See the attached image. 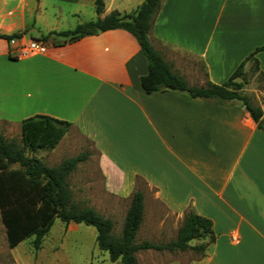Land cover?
Masks as SVG:
<instances>
[{
	"label": "crops",
	"instance_id": "1",
	"mask_svg": "<svg viewBox=\"0 0 264 264\" xmlns=\"http://www.w3.org/2000/svg\"><path fill=\"white\" fill-rule=\"evenodd\" d=\"M95 1L0 0V34L19 35L0 38V134L20 138L22 122L36 116L68 122L71 131L92 143L105 195L117 200L105 204L106 210L90 207L113 222L116 236L139 190L144 214L138 244L175 240L193 211L212 222L216 240L203 260L187 264H208L213 257L215 264H264V129L246 106L220 105L180 91L146 94L141 86L148 74L146 58L123 30L61 46L49 40L46 55L11 57L12 41L24 44L95 21ZM146 1L103 0L101 17L136 15ZM85 8L93 11L89 21ZM151 41L189 86L224 84L257 49V73L264 79V0H161ZM172 51L199 62L204 76L185 69ZM252 69L254 62L246 61L245 74ZM249 101L264 109V96ZM69 134L55 149L34 156L47 164L50 153L58 165L70 148H78L66 145ZM81 225L64 224V235L78 234ZM233 235L237 243L230 240ZM96 237L84 264H121L98 248ZM43 244L27 263L12 259L15 264H57L59 248ZM154 252H138V264Z\"/></svg>",
	"mask_w": 264,
	"mask_h": 264
},
{
	"label": "trees",
	"instance_id": "2",
	"mask_svg": "<svg viewBox=\"0 0 264 264\" xmlns=\"http://www.w3.org/2000/svg\"><path fill=\"white\" fill-rule=\"evenodd\" d=\"M160 7L161 0H147L136 15L112 12L101 17L104 2L96 0L95 11L98 18L95 21L78 25L73 30L51 32L41 40H52L55 45L61 46L107 31H126L136 39L147 61L148 74L141 78V86L146 94L180 91L187 92L194 99L220 105L238 103L246 106L259 128L264 129V109L251 104L243 92L247 84L245 63L253 61L254 70L258 72L259 64L254 55L261 49L249 56L224 84L189 86L152 44L151 31ZM17 37L18 34H0V38L6 40ZM70 128L71 124L68 122L36 116L22 122L21 145L0 134V215L10 249L32 237L34 249H40L54 223L60 221L65 225L73 222L94 227L98 248L107 252L112 262L138 264L137 253L145 250L169 253L195 250L204 257L206 249L215 242L216 236L212 222L193 211L186 214L175 240L166 244H138L136 236L144 214L143 192L138 190L133 194L119 236L113 233L114 224L111 220L93 208L80 207L74 201L69 179L78 165L88 158V154L82 153L77 157L63 159L56 166H48L32 155L38 150L55 149ZM194 241H203V244L191 246Z\"/></svg>",
	"mask_w": 264,
	"mask_h": 264
},
{
	"label": "rangeland",
	"instance_id": "3",
	"mask_svg": "<svg viewBox=\"0 0 264 264\" xmlns=\"http://www.w3.org/2000/svg\"><path fill=\"white\" fill-rule=\"evenodd\" d=\"M84 12L87 14L85 21H89L88 19L91 18L88 17H90L89 15L93 11H91L89 8H85ZM172 53L181 61L185 69L192 68L199 73V77L204 76L203 67L199 62L182 53L173 51ZM245 78L247 84L245 85L244 89L246 90V96L249 98V100H254L256 102L258 100H262L264 96V79L254 69L247 73ZM197 83H199V81ZM70 129L68 139L65 141L66 145L70 147L73 144H77L78 148H70L65 156H63V159L77 157L82 153L88 154V158L78 165L76 172H74L69 179L74 201L83 208H90L91 205L97 204L101 207V211L103 209L106 210L105 204L115 203L117 200L105 195L106 193L103 190L104 178L98 168V155L93 150L91 142L81 138ZM8 139H12L13 141L20 144V138L16 135H14L11 139ZM54 163L56 165L57 159L55 156L49 153L47 155V165H53ZM141 187L144 188L143 184H141ZM96 234L97 232L94 227L81 225V230L78 234L65 236L64 224L60 221H56L44 239L43 248H59V262L57 264H84L87 255L91 252L95 245ZM33 240L34 237L29 238L22 242L17 249L11 251V249L8 247L6 230L0 215V264H15L12 258H18L21 259V262L24 261V263H27L29 256H32L36 251L33 247ZM200 244H203V241H194L191 243V246H198ZM162 253L163 252L155 251L152 256L144 255L141 257L140 262L141 264H165L168 261L174 260L179 261L181 264H187L191 261L199 262L204 259V257H201V253L195 250L171 253L167 258H161L159 254ZM216 262H218V259L213 257V261L209 262L208 264H215ZM47 263L49 264L48 261L43 264Z\"/></svg>",
	"mask_w": 264,
	"mask_h": 264
},
{
	"label": "built area",
	"instance_id": "4",
	"mask_svg": "<svg viewBox=\"0 0 264 264\" xmlns=\"http://www.w3.org/2000/svg\"><path fill=\"white\" fill-rule=\"evenodd\" d=\"M48 44L40 40H30L24 44H18L16 41L11 42V57L16 59H29L36 56L46 55ZM232 240L238 242V236L233 235Z\"/></svg>",
	"mask_w": 264,
	"mask_h": 264
},
{
	"label": "water",
	"instance_id": "5",
	"mask_svg": "<svg viewBox=\"0 0 264 264\" xmlns=\"http://www.w3.org/2000/svg\"><path fill=\"white\" fill-rule=\"evenodd\" d=\"M245 109H247V107H245Z\"/></svg>",
	"mask_w": 264,
	"mask_h": 264
}]
</instances>
